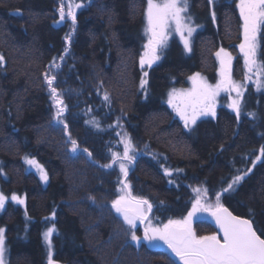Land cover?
<instances>
[{
    "label": "trees",
    "instance_id": "1",
    "mask_svg": "<svg viewBox=\"0 0 264 264\" xmlns=\"http://www.w3.org/2000/svg\"><path fill=\"white\" fill-rule=\"evenodd\" d=\"M59 1L0 0V188L9 199L0 228L6 229L7 264H47L43 233L53 226L52 260L61 264H181L155 240L151 247L145 239L133 241V232L144 238L140 224L131 228L112 202L146 199L152 208L143 205L145 228L163 227L188 215L197 188L209 196L206 202L219 193V202L248 219L264 239V26L257 52L260 88L247 85L239 116L221 97L213 119L187 130L166 104L172 87L183 86L193 72L211 79L221 48L234 56L237 81L243 79L233 14L219 12L215 30L203 0H188L197 1L191 3L195 20L206 23L191 54L172 38L160 60L142 68L146 0H80L75 24L61 20ZM49 73L56 75L53 86L63 105L51 96ZM125 139L135 149L131 162L122 159ZM25 157L43 167L47 181ZM237 174L241 181L224 192ZM192 230L197 236L215 233L207 218L197 219Z\"/></svg>",
    "mask_w": 264,
    "mask_h": 264
},
{
    "label": "snow or ice",
    "instance_id": "2",
    "mask_svg": "<svg viewBox=\"0 0 264 264\" xmlns=\"http://www.w3.org/2000/svg\"><path fill=\"white\" fill-rule=\"evenodd\" d=\"M209 4L213 3V0H208ZM79 7V5H75ZM72 5H69L68 16L72 17L75 24V16L71 11ZM237 8L240 10V16L243 21V38L244 42L239 45V48L245 54V62L247 65L255 64V54L257 47L256 33L258 26L264 24V0H239ZM188 10V0H147V7L145 10V16L147 20V27L145 34L148 35V41L144 44L145 51L141 54L140 65L143 68L145 64L151 67L152 64L160 59L159 50L165 46L168 33L166 29L170 27V21H174L176 25V31L181 35V39L184 40L186 50H191L188 40L184 38L183 31L186 29L188 35L191 36L195 31L194 27H191L185 21H190L191 17H185L182 13ZM61 20L65 18V12L63 7V0H61V8L59 9ZM213 19L215 15L213 14ZM70 34L66 35V43ZM67 52V48L65 49ZM217 57L221 63V77L222 79L215 85H208L206 81L200 76V73H195L189 77L192 81V89L189 90H177L173 88L168 93L167 103L176 114L184 121L185 127H189L190 124H195L196 119L202 115L211 114L215 117L214 110V98L218 95L221 89L231 88L237 91V95H240L239 88L242 85H237L235 82L228 78V65L231 57L223 48L217 53ZM55 59V58H54ZM64 59L63 56L60 57ZM3 58L0 57V62ZM251 71V67H249ZM148 73L145 71L143 77H146ZM142 77L141 87L146 84V80ZM45 79L47 81L51 96L57 105H63V100L58 99L57 88L53 86V81L56 79L55 74H46ZM184 99V106L181 107L175 103L177 98ZM105 101L109 100L107 94L104 96ZM240 102L234 100L231 107L237 113L240 114ZM64 111V107H60L56 113L59 116ZM254 115V114H249ZM58 123H63L62 120H58ZM93 124L96 121H92ZM67 128V125H65ZM124 153L122 159L131 162L135 157L129 155L130 151L134 152L130 141L125 139L123 141ZM147 147V146H146ZM77 150V144L75 140H72V151ZM87 151V149H85ZM264 154V147L261 149ZM91 155V154H89ZM113 158L118 157V153H113ZM260 157H257L259 159ZM25 162L35 167L40 173V179L47 181L48 176L45 173L43 167L35 160L25 157ZM255 161H253V164ZM102 167H110V165H102ZM163 167V166H162ZM120 170L127 175V169L123 163L120 164ZM176 171H182L177 169ZM251 171V169H248ZM3 173L0 172V175ZM164 174L166 176H172V171L168 168H164ZM247 173H245L246 175ZM242 176L237 174L233 177L231 183L223 189L224 192L234 190V185L241 181ZM170 184L173 180L168 181ZM125 187L128 185L125 184ZM197 193V199L194 201L192 210L188 212V215L182 220H169L163 227H149L145 229L144 239L152 242L154 240L162 241L171 253L179 258L181 264H264V239L253 230L252 223L248 219H241L232 215L223 205L220 204V194L217 193V200L215 206L211 204L202 203L199 194L200 189H194ZM5 195L0 193V208L4 206ZM12 200L18 203H23L22 200H18L15 194L11 197ZM143 205H147V210L151 211L152 205L146 199L133 198L130 201H126L125 197H120L112 202V207L115 211L123 216L126 224L131 228L136 227V220H140L141 223L147 219L145 209ZM199 211H207L215 219L216 225L223 233V240L217 238V235L211 236H197L191 228L192 218L195 213ZM4 228H0V264H4ZM56 232L55 227H49L46 232L43 233L44 240L48 246V255L52 256V241L51 237ZM132 240L139 243V237L132 233ZM49 264H52L49 259Z\"/></svg>",
    "mask_w": 264,
    "mask_h": 264
},
{
    "label": "rangeland",
    "instance_id": "3",
    "mask_svg": "<svg viewBox=\"0 0 264 264\" xmlns=\"http://www.w3.org/2000/svg\"><path fill=\"white\" fill-rule=\"evenodd\" d=\"M80 0H63V7H64V12H65V20L69 19L70 21H73L72 17L68 16L67 13L69 11V5H72L71 7V11L73 12V14L75 15L78 10H79V7H76L75 5H79L80 6ZM146 7H147V0H146V3H145ZM61 8V0L59 1V9ZM146 10V8H145ZM60 13V12H59ZM145 13V12H144ZM183 16L185 17H188L189 16V13H188V10L187 12L185 13H182ZM243 22V21H242ZM185 23H188L191 27H194L195 28V31L192 32L191 36L188 35V32L187 30L185 29L183 31V36L185 39L188 40V43H189V47H190V51L189 50H186L185 49V45H184V40L181 39V35L179 33H177L176 31V25H175V22L174 21H170V27L168 29H166L167 33H168V36H167V40L165 42V46H163L160 50H159V54H160V57L162 56V54L164 53L165 49H166V45L170 42V40L172 38H175L176 42H178L179 46H181L182 50L188 55V54H191V51H192V41H193V38L195 37V33L197 31V28H196V25L193 23V19H191L190 21H185ZM264 24L262 25H259L258 26V29L260 27H262ZM145 26L147 27V20H146V24ZM146 29V28H145ZM258 34V33H257ZM145 37H146V42L145 44L147 43L148 41V35L145 34ZM257 40V39H256ZM244 42V38L242 37V40H241V43ZM258 49H259V43L257 41V47H256V54H255V64L253 65H247L246 62H245V54L244 52L241 51V49L238 47H236L235 50L238 51V54L241 56V59H242V76H243V79L242 81H237L236 79V76L233 75V71H232V62L234 61V56L233 55H230L227 51L229 56L231 57V60L229 62V65H228V78L235 82L237 85H242V87L239 88V92H240V95L238 96L237 95V91H234L232 90L231 88H227V89H221L218 93V95L214 98V110L215 112H217L219 109L220 106H222V98L221 97H224V106L227 107L228 109L232 110L234 112V110L232 109L231 105L233 103L234 100H239V102L241 103V100H242V96H243V93H244V90L246 89L247 85H251L253 86L254 88L256 89H259L260 88V84L262 83V79H263V75H261V71H262V68H261V64H259L258 62ZM219 51V50H218ZM217 51V52H218ZM216 52V53H217ZM217 56V55H216ZM160 60V59H159ZM157 60V62L159 61ZM216 61H217V68H216V71H215V74L211 76V79H209L208 77H206V75L200 73V76L203 78L204 81L207 82L208 85H212V86H215L221 79V63H220V59L217 57L216 58ZM153 65V64H152ZM148 65L145 64L143 66V68H147ZM249 67H251V71L249 70ZM195 73H198V72H193L191 74H189V76L187 77V81L186 83L183 85V86H179V87H172L170 89V91L175 88L177 90H189V89H192L193 85H192V81L189 80V77L194 75ZM169 91V92H170ZM168 92V93H169ZM167 100H168V95H167V98H166V104L167 106L169 107L168 103H167ZM175 103L181 107L184 106V99L181 97V98H177L175 100ZM170 109L172 110V112H174L175 116L178 117V119H180V117L176 114V112L170 107ZM217 110V111H216ZM216 114V113H215ZM213 118L211 114L209 115H202V116H199L197 119H196V122L195 124H190L189 127L187 128H190L193 127L194 125H196L199 121H202V119H211ZM184 122V121H183ZM123 146H124V143H123ZM130 153H132V151H130ZM133 156H136V155H133ZM31 169L33 172H35L39 178H40V173L38 172V170L35 168V167H32L31 166ZM0 193H2L1 191V188H0ZM6 197V196H5ZM195 197V200L197 199V193H195L194 195ZM207 197H209L206 193H204L203 191H200V194H199V198L201 200L202 203H205L206 202V199ZM11 200V199H10ZM194 200V201H195ZM127 201V200H126ZM7 202H9V199L6 197L5 199V202L4 204H6ZM205 204H211L213 206H215L216 204V200L214 199L212 202H206ZM221 204V203H220ZM222 205V204H221ZM193 206V205H192ZM144 208V207H143ZM4 209V206L2 208H0V212ZM191 210H192V207H191ZM190 210V211H191ZM145 214H146V210H145ZM209 212L207 211H199L197 213H195V215L193 216L192 218V222H191V228H192V225L193 223L197 220V219H206V216H208ZM146 223V222H145ZM138 224H141L140 220H136V225ZM154 227H157V226H154L153 225V228ZM2 228V227H1ZM147 228V226H146ZM145 226H144V229H146ZM149 228V227H148ZM46 232V231H45ZM199 237V236H198ZM44 239V238H43ZM51 239V238H50ZM144 238L142 236V238H140L139 240L142 241ZM156 241V244L158 247H165L167 248V246H165V244L162 242V241H159V240H155ZM44 243H45V246L47 247L48 249V246L44 240ZM4 248H5V239H4ZM168 249V248H167ZM52 253H53V250H52ZM49 256V255H48ZM49 259L52 260V256L51 258L48 257ZM3 261H4V264H7V260H6V249H5V252H4V257H3Z\"/></svg>",
    "mask_w": 264,
    "mask_h": 264
},
{
    "label": "flooded vegetation",
    "instance_id": "4",
    "mask_svg": "<svg viewBox=\"0 0 264 264\" xmlns=\"http://www.w3.org/2000/svg\"><path fill=\"white\" fill-rule=\"evenodd\" d=\"M196 3L195 1H191V2H188V6H189V9H188V13H190L191 15V19H194V22L196 24V28H197V31L196 33H198V31L200 30H203L205 29L206 27V23H205V20H202V21H196L194 16H193V12H195L194 8H191V3ZM204 4H205V7L203 8L202 11H204V15H207V17H209V21L212 25V27L216 30L217 28V23H216V20H217V16H218V13L220 12L223 15H225L226 13H232L234 18H235V22H236V25H237V33H239L241 35V40H242V37H243V22H242V19H241V16H240V10L239 8H237V4L239 3V0H213V3L212 4H209L208 0H203ZM213 14L215 15V19H213ZM201 19V18H199ZM264 26V25H263ZM263 26L260 27L256 33V39L258 41V43L260 44V38H261V31L263 29ZM195 33V35H196ZM241 40L240 42L238 43V45L236 47H238L240 44H241ZM157 61H155L153 64H156ZM217 111V110H216ZM217 113V112H215ZM216 115V114H215ZM213 117V116H212ZM183 122V121H181ZM183 125H184V122H183ZM4 207H5V204H4ZM213 227V226H212ZM5 229V227H2ZM215 230V229H214ZM6 231V229H5ZM215 235H217V238H219L218 236V233L216 232L215 230V233H213ZM213 234H209L207 236H211ZM4 235H5V232H4ZM5 241H6V238H5Z\"/></svg>",
    "mask_w": 264,
    "mask_h": 264
},
{
    "label": "water",
    "instance_id": "5",
    "mask_svg": "<svg viewBox=\"0 0 264 264\" xmlns=\"http://www.w3.org/2000/svg\"><path fill=\"white\" fill-rule=\"evenodd\" d=\"M224 208L227 209V207H224ZM227 210H228L229 212H231L229 208H228ZM231 213H232V212H231ZM232 215H234V214L232 213ZM234 216H235V215H234ZM207 218H208V220L210 221V223L212 224L213 229H215L216 232L218 233V236H219L218 239H220V240L222 241V240H223V233L221 232L220 228L216 225L215 219H214L211 215H208ZM239 218H241V219H246V218H243V217H239ZM145 222H146V221L144 220V222L140 224L143 233H145V230H144ZM253 230H254V228H253ZM254 231H255V230H254ZM261 239H262V238H261ZM145 243L147 244V246L151 247V242L145 240ZM165 246H166V245H165ZM169 251L171 252L170 249H169ZM47 264H49V262H48ZM52 264H61V263L57 260V261H52Z\"/></svg>",
    "mask_w": 264,
    "mask_h": 264
},
{
    "label": "bare ground",
    "instance_id": "6",
    "mask_svg": "<svg viewBox=\"0 0 264 264\" xmlns=\"http://www.w3.org/2000/svg\"><path fill=\"white\" fill-rule=\"evenodd\" d=\"M166 98H167V97H166ZM177 118H178V117H177ZM211 119H213V118H211ZM178 120L180 121L181 119H178ZM181 121H182V120H181ZM194 126H195V125H194ZM194 126H193V127H194ZM193 127H191V128H193ZM186 129H187V130H191L190 128H186ZM222 205H223V204H222ZM223 207H227V209L229 208L228 206H224V205H223ZM208 215H210V214H208ZM207 217H208V216H206V218H207ZM207 219H208V218H207Z\"/></svg>",
    "mask_w": 264,
    "mask_h": 264
}]
</instances>
